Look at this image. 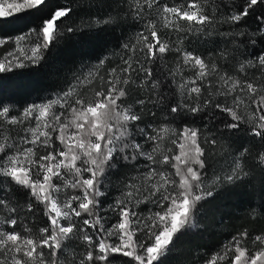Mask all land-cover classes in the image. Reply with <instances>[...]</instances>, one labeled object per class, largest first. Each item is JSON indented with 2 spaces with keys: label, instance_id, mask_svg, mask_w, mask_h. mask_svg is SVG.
<instances>
[{
  "label": "snow or ice",
  "instance_id": "obj_1",
  "mask_svg": "<svg viewBox=\"0 0 264 264\" xmlns=\"http://www.w3.org/2000/svg\"><path fill=\"white\" fill-rule=\"evenodd\" d=\"M23 14L39 23L0 36V79L54 86L22 105L0 90V264H170L206 203L258 183L264 213V0H0ZM107 36L115 62L72 47ZM191 264H264V230Z\"/></svg>",
  "mask_w": 264,
  "mask_h": 264
},
{
  "label": "trees",
  "instance_id": "obj_2",
  "mask_svg": "<svg viewBox=\"0 0 264 264\" xmlns=\"http://www.w3.org/2000/svg\"><path fill=\"white\" fill-rule=\"evenodd\" d=\"M171 2H179V0H168ZM249 24L253 23V18H249ZM39 23L37 17L23 14L18 17L0 19V36H12L20 34L27 28L35 26ZM129 31H132L129 29ZM166 30L161 29V32ZM174 35V34H173ZM117 43L115 37L107 36L101 41L90 40L87 37L81 38L80 42H72L73 48H82L89 53H95L96 56H104L115 51L114 45ZM13 45L0 47V60H2ZM186 47L190 49H199L203 51L201 45L196 43L189 44L186 42ZM74 52L72 50L61 49L53 54L50 69L56 71L61 61H67L72 58ZM113 62L117 57L111 56ZM175 54H170L167 57L169 67H175ZM85 63L93 64L95 60L85 59ZM79 67V64H77ZM87 71V69H85ZM53 82L44 76L37 75L30 70H22L20 75L5 74L0 79V90L5 96L11 95L19 104L31 103L32 101L39 102V98H46L51 94ZM45 89V90H41ZM181 121L177 120L173 125L179 127ZM197 125L205 123L203 120H197ZM211 126V125H210ZM238 144H249V139L246 136L239 138ZM16 195L23 199V194L17 192ZM108 200V198H107ZM107 203V202H106ZM262 203L259 185L249 186L247 189H241L237 193L221 196L215 202L206 203L204 205L203 214L199 217L201 228L186 236L178 245L175 254L170 257V264H191V261L196 258H203L205 254H211L213 251L219 250V246L224 239H229L237 230L244 227L249 229L251 235L258 234L264 229V213H260V205ZM255 208L258 215L252 219L250 213ZM33 231L38 227L46 226V218L42 213H37L35 217V225ZM228 242V241H227ZM126 259V258H123Z\"/></svg>",
  "mask_w": 264,
  "mask_h": 264
},
{
  "label": "rangeland",
  "instance_id": "obj_3",
  "mask_svg": "<svg viewBox=\"0 0 264 264\" xmlns=\"http://www.w3.org/2000/svg\"><path fill=\"white\" fill-rule=\"evenodd\" d=\"M185 46H186V44H185ZM5 57H6V56H5ZM5 57H4V58H5ZM4 58H3V59H4ZM3 59H2V60H3ZM186 75H190V73H187V72H186ZM114 194H115V193L110 194V195L108 196V200L106 201L107 203L112 201ZM0 219H3V216H0ZM263 219H264V217H263ZM111 220H113L112 217H110V221H111ZM263 221H264V220H263ZM263 230H264V229H263ZM255 235H256V234H255ZM228 240H229V239H224L223 242H222V244H223V243H227ZM116 264H122V260H121V258H117V259H116Z\"/></svg>",
  "mask_w": 264,
  "mask_h": 264
}]
</instances>
